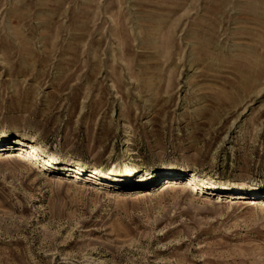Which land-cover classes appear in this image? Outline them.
Here are the masks:
<instances>
[{
    "label": "rangeland",
    "instance_id": "1",
    "mask_svg": "<svg viewBox=\"0 0 264 264\" xmlns=\"http://www.w3.org/2000/svg\"><path fill=\"white\" fill-rule=\"evenodd\" d=\"M0 264H264V0H0Z\"/></svg>",
    "mask_w": 264,
    "mask_h": 264
},
{
    "label": "bare ground",
    "instance_id": "2",
    "mask_svg": "<svg viewBox=\"0 0 264 264\" xmlns=\"http://www.w3.org/2000/svg\"><path fill=\"white\" fill-rule=\"evenodd\" d=\"M15 153V152H14ZM30 158H32V159H30ZM9 157H16V158H19V162H21V163H25V162H27L28 164H31L33 161H37V160H39V161H44V159H46V158H44V157H42V155L39 153V151L34 147V146H32L31 147V149H30V152L28 153V155L27 156H25V155H17V153L16 154H12L11 156H9ZM126 164V163H125ZM101 174V173H100ZM158 174V173H157ZM156 174V175H157ZM189 181H193V179L191 178ZM169 187V186H168ZM186 188H188V186H186ZM252 204H255V203H252Z\"/></svg>",
    "mask_w": 264,
    "mask_h": 264
},
{
    "label": "water",
    "instance_id": "3",
    "mask_svg": "<svg viewBox=\"0 0 264 264\" xmlns=\"http://www.w3.org/2000/svg\"><path fill=\"white\" fill-rule=\"evenodd\" d=\"M33 162H36V163L40 164L39 161H33ZM41 164H44V163H41Z\"/></svg>",
    "mask_w": 264,
    "mask_h": 264
}]
</instances>
